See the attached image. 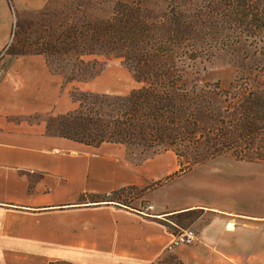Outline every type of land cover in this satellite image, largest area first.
Listing matches in <instances>:
<instances>
[{
    "label": "trees",
    "instance_id": "1",
    "mask_svg": "<svg viewBox=\"0 0 264 264\" xmlns=\"http://www.w3.org/2000/svg\"><path fill=\"white\" fill-rule=\"evenodd\" d=\"M110 1L107 17L49 28L50 40L36 52L67 81L94 76L96 58L114 55L143 84L125 95L71 93L78 105L50 115L46 131L94 147L113 142L178 158L192 152L191 164L264 160V0H201L193 15L170 6L160 24L146 19L140 0ZM192 29L203 30L207 49L192 47ZM241 43L252 48V65L227 87L187 75L201 53ZM179 164L172 175L191 167ZM123 188L103 200L117 201L111 196Z\"/></svg>",
    "mask_w": 264,
    "mask_h": 264
},
{
    "label": "crops",
    "instance_id": "2",
    "mask_svg": "<svg viewBox=\"0 0 264 264\" xmlns=\"http://www.w3.org/2000/svg\"><path fill=\"white\" fill-rule=\"evenodd\" d=\"M12 1L16 8H36L39 0ZM13 24L7 0H0V54L10 44ZM3 61L0 256L14 254V249L5 246V240L21 238L22 220L35 223V215L42 213V209L63 205L71 206V210L108 213L104 222L112 223L118 234H125L126 246L119 257L130 259L131 264L150 262L168 253L167 245L174 236L169 223H175L166 217L187 210L200 211V215L193 223L194 243L171 250L180 262L264 264V180L256 181L252 189L237 180L219 186L214 194L199 189L196 193L192 167L172 175L179 163L171 150L152 153L135 164L120 150L124 147L121 144L103 142L94 147L36 130L22 118L65 113L74 109L76 102L62 85L60 75L50 70L44 56L14 55L3 57ZM32 173L42 177L31 183ZM158 179L162 181L151 189L147 187L141 196L152 205L151 209L139 211L103 200L122 187ZM138 201L139 198L132 203ZM122 213H127V220Z\"/></svg>",
    "mask_w": 264,
    "mask_h": 264
},
{
    "label": "rangeland",
    "instance_id": "3",
    "mask_svg": "<svg viewBox=\"0 0 264 264\" xmlns=\"http://www.w3.org/2000/svg\"><path fill=\"white\" fill-rule=\"evenodd\" d=\"M97 1L99 0H39L36 8H28L23 5L16 8L12 1L13 7L10 9L14 16V24L10 36V47L8 45L1 52L0 66L4 65L3 57L38 54L36 49L50 40L49 28L53 26H65L68 23L80 21L84 16L93 21L96 17L110 15L111 1L104 0L102 3ZM140 1H142L146 19L149 22L160 24L170 6L183 10L188 15L191 13L193 15L195 6L201 0ZM206 39L203 30L192 29L193 48L199 45L200 49H207L210 46V41H206ZM251 50L252 48L247 47L244 43L228 49H221L217 46L211 52L201 53L195 60H192V66L187 70V75L192 79L198 78L200 83L218 81L221 86L227 87L236 76L249 72L252 60L251 56L246 58V55H250ZM89 58L94 59V56H89ZM96 59L95 70L97 73L92 77L67 81L63 75L56 73L60 75L62 85L68 88L72 100L80 97L76 91L125 95L143 84L135 78L119 57L110 55ZM46 63L48 64L47 61ZM71 93L74 94L73 98ZM49 116V114L39 113L22 119L28 120L36 130H48L47 127L52 123ZM123 146L120 147V150H124L126 157L135 164L141 163L146 156L153 153L151 149L142 151L140 148ZM181 149L184 148L181 147ZM177 159L182 166L190 165L192 152L182 158L177 157ZM191 167L192 186L196 193H199L200 190V192L214 194L219 186L236 183L237 180L244 182L246 187L252 189L256 181L264 180V160H235L230 156H218L191 164ZM29 177L33 183L39 180L42 175L32 173ZM160 181L162 179L148 181L144 185L134 186L135 188L126 186L111 196L117 201L110 203L144 211L146 205L149 204L141 197L144 190L147 187L150 189L155 187V184ZM138 198L137 204L132 203ZM70 207L58 205L42 209V213L35 215V223L22 220L21 238L5 240V246L14 249V254L0 256V262L3 261L7 264H131L130 259L119 257L120 252L126 246L125 234L122 231L118 234L112 223L104 222V220H108V213L71 210ZM148 212L149 210L146 213ZM122 214L127 220V213ZM199 215L200 211L196 210L187 215L177 214L166 218L175 223V225L169 223L170 229L175 235L182 229L192 228L195 230L193 223ZM202 218L204 221L207 219L206 216ZM198 222L200 223V221ZM168 251L150 262L140 264H183L171 250L168 249Z\"/></svg>",
    "mask_w": 264,
    "mask_h": 264
},
{
    "label": "built area",
    "instance_id": "4",
    "mask_svg": "<svg viewBox=\"0 0 264 264\" xmlns=\"http://www.w3.org/2000/svg\"><path fill=\"white\" fill-rule=\"evenodd\" d=\"M152 205H146V210L151 209ZM196 240V231L192 228H186L175 234L167 245V249L172 250L183 245H191Z\"/></svg>",
    "mask_w": 264,
    "mask_h": 264
}]
</instances>
